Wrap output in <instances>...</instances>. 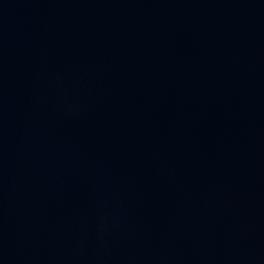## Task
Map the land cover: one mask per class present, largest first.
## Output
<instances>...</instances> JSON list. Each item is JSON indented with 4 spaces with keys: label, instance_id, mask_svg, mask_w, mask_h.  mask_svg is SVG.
I'll list each match as a JSON object with an SVG mask.
<instances>
[{
    "label": "water",
    "instance_id": "1",
    "mask_svg": "<svg viewBox=\"0 0 264 264\" xmlns=\"http://www.w3.org/2000/svg\"><path fill=\"white\" fill-rule=\"evenodd\" d=\"M0 264H264V0H0Z\"/></svg>",
    "mask_w": 264,
    "mask_h": 264
}]
</instances>
